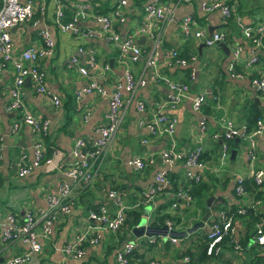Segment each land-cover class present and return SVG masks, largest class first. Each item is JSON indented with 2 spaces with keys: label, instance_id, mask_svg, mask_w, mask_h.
Returning a JSON list of instances; mask_svg holds the SVG:
<instances>
[{
  "label": "crops",
  "instance_id": "obj_1",
  "mask_svg": "<svg viewBox=\"0 0 264 264\" xmlns=\"http://www.w3.org/2000/svg\"><path fill=\"white\" fill-rule=\"evenodd\" d=\"M43 2V12L39 13L37 5L31 19L19 22L9 28V34L13 42L12 54L17 55L20 50L30 44H38L40 37L38 30L47 28L54 39L53 54L48 58L38 61L45 72L47 88L57 93L60 104L54 107L49 99L34 90L30 80L24 81L22 96L25 107L33 114L48 119V129L42 140L49 153H56L52 165L40 164L27 174L18 177L15 166L19 160L21 151L25 153L24 161L31 159L30 144L33 133L29 126L20 123L16 129H12L13 122L20 118L21 110L6 111L3 104L7 100V89L12 82L13 69L9 62L0 68V220L6 212L15 214L20 220L22 213L27 208L39 209L46 206L45 195L54 191L58 183L64 178L63 168L72 160L71 148L73 141L78 138L91 139L95 132L94 127L104 123L106 110V96H101L93 91L76 96V91L84 86L89 76L80 74L75 67L67 66L69 56L76 53L77 46L91 47L94 50L97 66L90 70L92 74L102 75L101 83L107 92L113 91V83L121 79L124 67H128L133 75H137L144 65L145 55L138 61L121 64L116 60V48L106 43L101 38L79 36L70 30L61 31L54 23L55 10L61 7L63 19H67L74 11V3L85 0H36ZM92 1V0H89ZM105 1V0H104ZM108 6L114 0H107ZM147 0H127L123 7L125 22L116 24L115 29L121 35L132 30L139 22L143 10L142 6ZM234 5L242 20L246 23L264 22V0H228ZM109 7V8H110ZM109 10V9H108ZM107 11V10H106ZM190 15L196 21L197 26L214 27L213 31H221L226 39L211 46L196 43L192 35L184 36L178 25V19L184 15ZM174 19L170 20L160 35V48L174 46L179 51L194 54L191 64L192 77L187 78L190 95L200 90H205V101L199 110H193L190 97L187 96L174 107L163 106L161 111L174 115L176 124L172 134L153 136L147 133L145 127L137 124L139 117L148 114L169 92L162 80H148L146 84L138 87L126 106L123 120L115 133L114 139L108 148L99 173L85 188L76 190L74 207L68 214L60 215L53 226L51 234L47 238H39L41 243L40 252L33 254L23 264H115L114 255L126 240L135 241V247L128 264H146L148 260L159 259L163 264H179L180 252L187 246H195L198 242L196 233H204L212 219L218 218L220 210L230 206H241L252 193L247 191L244 195H237L232 190L234 176L241 174L245 179H251L248 173L250 169L263 170V181L257 185V189L264 192V146L259 136H255V151L253 159L246 156V139L233 136V142L228 141V154L220 158V145L222 138H213V134H220L222 122L231 119L235 125L244 123L248 116L251 102L255 101L259 106L264 105V93L258 92L250 83L251 75L264 73V48H257V59L249 66L243 65V57L251 54V42L234 26L232 18H223L218 11L203 12L197 2L178 3L174 6ZM203 21V24L200 22ZM80 28H98V23L91 17H80L77 25ZM142 36V39L139 38ZM139 40V41H138ZM136 41L144 49L150 47V39L140 35ZM241 46V58L235 63V68L241 75L233 76L228 70L230 48L235 44ZM229 48V49H226ZM112 58L110 64L108 59ZM85 54H79L77 60L80 64L85 62ZM108 63L107 71L100 70L101 65ZM160 74L177 80L184 79V70L181 67L166 66L162 59L158 61ZM146 78L150 74V68H144ZM124 97L127 93L123 92ZM140 99L144 103V110L137 111L135 101ZM85 110H89L88 117H83ZM203 119L205 130L200 131L199 122ZM145 137L146 141L141 139ZM232 137V138H233ZM231 139V138H229ZM217 140V146L213 142ZM171 141L176 148L186 150L201 142L203 158L206 167L203 169V178L213 187V199L210 205V214L202 227L196 228L194 234L187 232L175 240L164 234L135 236L131 230L125 233L122 229L116 231L104 230L98 227L100 238L94 244L82 243L84 252L81 256L74 257L64 254L61 246L71 240L73 235L82 230L86 224V212L89 208L103 203L109 210L113 203L106 195L110 184H121L119 195L127 207H135L153 183V174L157 170L166 168L164 163L157 157V151L167 146ZM227 144V143H226ZM230 150L233 153L230 155ZM156 155L152 164L142 169H135L127 163L131 156ZM227 158V159H225ZM225 159V160H224ZM219 160V162H218ZM167 176L171 184L182 186L185 184L184 166L177 161L168 171ZM169 192L161 190L151 195L148 201H144L147 208L146 223L149 224L153 217L154 209L160 203H164ZM208 196V195H207ZM193 199L186 213H180L179 204L176 207H166L170 213L179 215L180 221L176 223V229L183 230L197 221L204 212L205 200ZM136 203V204H135ZM91 205V206H90ZM260 206V202L258 204ZM143 207V209H144ZM264 208V206H262ZM143 213V211H142ZM164 224V222L162 223ZM155 226L159 227L160 225ZM150 225V224H149ZM235 239L240 238L245 228V216L243 214L234 217ZM169 240L168 244L164 242ZM110 248V249H109ZM28 245L20 240L3 241L0 237V260L9 256L27 251ZM221 259L226 264H264L261 262L248 261L258 247L252 250L243 249L224 243L219 246ZM138 254V259H135ZM142 260V261H141ZM141 261V262H139ZM204 264H213L207 261ZM217 264H222L218 262Z\"/></svg>",
  "mask_w": 264,
  "mask_h": 264
},
{
  "label": "built area",
  "instance_id": "obj_2",
  "mask_svg": "<svg viewBox=\"0 0 264 264\" xmlns=\"http://www.w3.org/2000/svg\"><path fill=\"white\" fill-rule=\"evenodd\" d=\"M104 0H85L74 3V11L67 19H63L61 7L55 10L54 23L59 30H70L71 32L84 37H97L106 43L112 44L116 48V60L121 63L136 62L146 54L144 65L141 71L135 76L128 67H124L121 73V79H116L113 83V91L107 92L106 87L101 83L102 75L92 74L90 70L96 68L97 62L94 50L91 47L77 46L76 53L69 56L67 66L75 67L77 71L89 76L83 87L76 91V96L86 92H94L101 96H106L105 122L99 123L94 127V136L86 140L78 137L73 141L71 154V162L63 168L64 178L58 183L54 191H50L45 195L46 206L44 208L32 209L27 208L17 220L15 214L6 212L3 219L0 220V237L3 241L20 240L28 245L27 251L9 256L0 260V264H23L30 260L33 254L40 252L41 243L39 238H47L53 229L56 219L60 215L68 214L74 207L76 190L85 188L96 177L106 152L112 143L115 133L120 127L123 120V113L126 106L129 105L134 91L146 84L148 80H162L169 92L148 114L139 117L137 124L146 128L147 133L153 136L171 135L176 124V117L160 110L163 106L174 107L187 96L190 97L191 107L193 110H199L205 101V90L192 93L190 95L188 82L177 80L169 76L160 74L158 70V61L162 59L166 66L188 67L187 77L190 80L193 73L191 64L194 60V54L186 53L182 55L174 46H166L159 53L160 35L165 25L174 16V6L178 3L197 2L200 9L207 13L213 10L219 12L223 18H232L234 26L240 31L242 36L251 42V54L243 57V65L249 66L257 59L256 49L264 48V22L246 23L242 17L235 12L234 5L228 0H147L143 6V14L138 24L132 29L121 35L116 31V24L125 22V14L123 7L127 0H114L109 10L100 12L97 6ZM37 5L39 13L43 12L44 4L36 0H0V68L9 62L13 69V77L10 86L7 89V100L3 104L6 111L21 110L20 118L13 122L12 129H16L20 123L29 126L33 133V140L30 144L31 159L24 161L25 153L19 154V160L15 166V173L21 177L30 172L34 167L44 164L52 165L55 160L56 153H46V148L42 140L47 132L49 121L47 118L31 113L24 105L22 89L24 78L29 77L33 88L36 92L44 94L51 104L56 107L60 104V98L57 93L51 92L45 81V72L40 67L38 61L48 58L53 54L54 39L47 28L38 30L40 42L38 44H30L25 46L17 55L12 54L13 42L9 34V28L19 22L31 19L34 12V5ZM80 17H91L98 23V28H80L77 20ZM180 32L184 35H192L196 38V43H203L211 46L219 42H223L226 36L221 31H212L207 35L205 27L197 26L196 21L190 15H184L178 19ZM140 35L150 39V47L144 49L136 41ZM79 54H85L86 59L83 64L77 60ZM241 58V46L235 43L230 48V59L228 62V70L231 75L239 76L241 72L236 70L235 63ZM150 68L148 78L144 73V68ZM108 63L101 65L100 70L107 71ZM250 83L255 90L264 93V73L251 76ZM123 92L127 93L124 97ZM137 111L144 110L142 100L135 101ZM89 110H85L83 117H88ZM222 130L220 134H213L212 137L229 139L237 136L247 141L246 156L249 160L253 159L255 151V136H259L264 146V105L262 106L261 115L255 119L252 129L248 130L244 123L235 125L231 119H225L222 122ZM200 131L205 130L203 119L199 122ZM142 142L146 138L141 139ZM203 147L201 142H197L189 149L181 150L176 148L174 142L171 141L167 146L161 147L157 151V157L161 160L166 168L157 170L153 174V183L146 193H143L141 201H148L151 195L165 190L170 185L167 171L181 161L184 166L185 184L176 187L169 192L173 199L171 206L174 208L179 204L184 207H190L193 201L189 192L191 182H197L203 178V169L206 167L204 158L202 157ZM228 147L224 140H221L220 158L226 157ZM156 155L149 154L147 156H131L127 163L135 169H142L153 163ZM254 183L260 185L263 181V170L250 169L248 173ZM245 176L236 174L232 184V189L237 195L247 193L244 186ZM106 195L112 201V209L109 210L103 203L98 204L94 208H89L86 212V226L77 231L71 240L61 246V251L69 256L78 257L84 252L82 243L86 242L91 245L100 238V231L118 230L124 220V210L127 205L115 189H107ZM260 200L255 199L253 195L247 198L246 202L241 206H237V212L244 214L245 207L256 208ZM136 204V203H135ZM137 205V204H136ZM218 218L213 219L206 229V246L205 253L216 252L219 249V241L223 235L231 236L234 246H239L235 239L234 217L226 214L224 210H220ZM164 224L166 230L175 229L170 219H165ZM168 236V235H167ZM171 240L176 237L168 236ZM253 241L264 246V218L255 223V235ZM135 241L126 240L123 245L117 249L114 255L115 264H128L133 254ZM189 256L183 255L180 259L182 263L187 262ZM179 262V263H181ZM146 264H163L159 259L148 260ZM177 264V263H176Z\"/></svg>",
  "mask_w": 264,
  "mask_h": 264
},
{
  "label": "trees",
  "instance_id": "obj_3",
  "mask_svg": "<svg viewBox=\"0 0 264 264\" xmlns=\"http://www.w3.org/2000/svg\"><path fill=\"white\" fill-rule=\"evenodd\" d=\"M109 7L110 6H108V1L105 0L103 2H100L96 8L100 12H105L106 10L109 9ZM235 11L238 12L236 8H235ZM180 53L182 55H186L185 52L181 51ZM181 68H183L184 70V79L182 81L186 82L188 78L187 73L189 69L186 66L181 67ZM251 76H254V74ZM258 92H261V91H258ZM261 112H262V107L256 104L255 101L251 102L250 108L248 111V116L246 118V121L244 122L248 130L252 129L255 119L261 115ZM232 139H234V137L231 139H223V140L228 145V141H231V142L234 141ZM216 142L217 140L213 142L215 146H217ZM49 152H50V149L46 148V153H49ZM202 157H203V153H202ZM244 186H245V190L252 193L255 199L260 200V206L258 205L256 208L245 207V211L243 214L245 216V228H244L245 230L240 238L237 237L236 243L239 245L240 248H243V249L245 248L248 250H252L254 247H258V250L261 253L258 254L256 251L250 253L252 257H250L248 261L253 260L254 262H261V261L264 262V246L253 241V237L255 235V223L259 222L262 218H264V208L262 207L264 206V192L260 189H257V184L254 183L252 178L244 179ZM122 187L123 186H121V184L113 185L111 183L109 186V189H115L119 193L120 188ZM176 187H178L176 184H171V186L169 185L168 188H165V190L168 192H172L176 189ZM188 189L193 199L197 198L201 201L203 200L205 196L212 194L214 190L212 187V184H210L207 180H204V179H201L197 182H191ZM172 200L173 199L170 196H168V198L165 200L163 204L162 203L158 204V206L154 209L153 217L151 221L149 222L151 226H158L159 224H162L165 221V219H170L173 222L174 226L176 225V223L180 221L179 215H177L176 213H170L169 211L166 210V207L171 204ZM138 201L139 202L137 203L135 207H127L124 210V220H123L122 226L120 227L122 229V232H124V234L120 236L122 239L125 238V233L127 234V232H129L131 228L138 223L141 217L144 203L140 199ZM91 208H94L93 205ZM188 208L189 207L183 206V207H180L179 211L180 213H186ZM223 210L226 214H231L233 217H236L237 215H241L240 213L237 212V206H230V207L224 208ZM214 219H217V218H214ZM120 228L118 230H120ZM194 233H195L194 231L191 232V234H194ZM196 234L197 235L195 238L198 239L197 244L194 247L187 246L179 254L180 257L187 254L189 256V260L184 263L178 262L179 264H204L207 261H211L213 262V264H217L218 262L222 264L227 263V262H223V260L221 259L220 257L221 252L219 251V249L216 252H211L209 254L205 253L206 234L205 232L204 233L198 232ZM231 236L228 234L223 235L219 241V246L220 245L222 246L224 243H228L230 247L234 246L235 244L234 242L231 241ZM164 243L168 244L169 240H166ZM138 258H139L138 254H135V259L137 260Z\"/></svg>",
  "mask_w": 264,
  "mask_h": 264
},
{
  "label": "water",
  "instance_id": "obj_4",
  "mask_svg": "<svg viewBox=\"0 0 264 264\" xmlns=\"http://www.w3.org/2000/svg\"><path fill=\"white\" fill-rule=\"evenodd\" d=\"M213 29H214V27L208 26L207 27V35H209L213 31ZM139 39L141 40L142 36ZM201 44H203V43H201ZM219 44L224 46L222 44V42H219ZM224 48H225V46H224ZM226 49H229V48H226ZM108 61L111 64L112 58L110 57L108 59ZM26 80H30L28 76H26L24 78V81H26ZM232 153H233V150H230V155ZM212 199H213L212 194H210L206 197V200H205L206 204H205L204 212L197 221L193 222L189 227H187L186 229H183V230H179V229L167 230V235L179 238V237H182L183 235H185L187 232H191V231H194L196 228L202 227L204 225L207 217L210 214V205H211ZM147 208L148 207H146V206L144 207L143 213L141 214V217H140L138 223L131 228L132 234L135 236H139L141 234H144V235H153L156 233L164 234L166 232L165 231L166 230L165 224H162L159 227H155V226H151V225L146 223Z\"/></svg>",
  "mask_w": 264,
  "mask_h": 264
},
{
  "label": "rangeland",
  "instance_id": "obj_5",
  "mask_svg": "<svg viewBox=\"0 0 264 264\" xmlns=\"http://www.w3.org/2000/svg\"><path fill=\"white\" fill-rule=\"evenodd\" d=\"M200 23L203 24V21H201ZM225 159H227V158H225ZM225 159H224V160H225ZM218 162H219V160H218Z\"/></svg>",
  "mask_w": 264,
  "mask_h": 264
}]
</instances>
